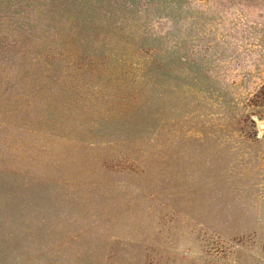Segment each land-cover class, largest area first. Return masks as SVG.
Here are the masks:
<instances>
[{
    "label": "rangeland",
    "instance_id": "1",
    "mask_svg": "<svg viewBox=\"0 0 264 264\" xmlns=\"http://www.w3.org/2000/svg\"><path fill=\"white\" fill-rule=\"evenodd\" d=\"M264 0H0V264H264Z\"/></svg>",
    "mask_w": 264,
    "mask_h": 264
},
{
    "label": "bare ground",
    "instance_id": "2",
    "mask_svg": "<svg viewBox=\"0 0 264 264\" xmlns=\"http://www.w3.org/2000/svg\"><path fill=\"white\" fill-rule=\"evenodd\" d=\"M259 127L264 128V124H259Z\"/></svg>",
    "mask_w": 264,
    "mask_h": 264
},
{
    "label": "water",
    "instance_id": "3",
    "mask_svg": "<svg viewBox=\"0 0 264 264\" xmlns=\"http://www.w3.org/2000/svg\"><path fill=\"white\" fill-rule=\"evenodd\" d=\"M260 124H264V122H261Z\"/></svg>",
    "mask_w": 264,
    "mask_h": 264
}]
</instances>
